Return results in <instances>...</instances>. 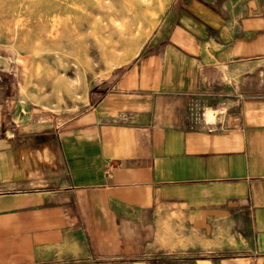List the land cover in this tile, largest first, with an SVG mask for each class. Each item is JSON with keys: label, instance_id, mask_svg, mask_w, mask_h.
Wrapping results in <instances>:
<instances>
[{"label": "crops", "instance_id": "crops-1", "mask_svg": "<svg viewBox=\"0 0 264 264\" xmlns=\"http://www.w3.org/2000/svg\"><path fill=\"white\" fill-rule=\"evenodd\" d=\"M19 87L0 75V264H264V0H170L70 115Z\"/></svg>", "mask_w": 264, "mask_h": 264}, {"label": "rangeland", "instance_id": "rangeland-1", "mask_svg": "<svg viewBox=\"0 0 264 264\" xmlns=\"http://www.w3.org/2000/svg\"><path fill=\"white\" fill-rule=\"evenodd\" d=\"M46 1L0 0V75L15 74L20 86L15 95L29 108L67 116L82 105L89 87L105 84L115 70L135 58L124 61L136 44L149 38L170 0H123V5L105 1L113 9L111 15L125 23L109 35L102 32L101 14L82 11L72 15L60 0L49 1L50 8H46ZM57 14L62 17L52 20L55 26L59 23V31L55 27L49 34L48 21ZM106 37L111 40L104 45L101 41ZM162 256L161 264H170L167 255ZM143 264H153L151 254H145Z\"/></svg>", "mask_w": 264, "mask_h": 264}, {"label": "bare ground", "instance_id": "bare-ground-1", "mask_svg": "<svg viewBox=\"0 0 264 264\" xmlns=\"http://www.w3.org/2000/svg\"><path fill=\"white\" fill-rule=\"evenodd\" d=\"M51 2V0H47L46 1V8H50V6L52 7V3H50ZM105 1H108V2H110L111 0H60V2H59V4H63L64 5V8H66L67 9V12L69 13V12H71V13H73L72 15H75V13L76 12H86V13H89V12H93L94 14H101L102 16H103V18H101V20H102V22H103V29H102V32L105 34H107V35H109L108 33L109 32H111V31H115L116 30V28H117V25H118V27H120V29L121 28H123L124 27V21L123 20H121V19H115L114 17H113V15H111V10H113V9H111L110 7H107V6H110V5H107L106 3H105ZM115 1H117V2H119L121 5H123V3L125 2V1H123V0H115ZM57 4V3H56ZM45 5V4H44ZM58 5V4H57ZM62 5V6H63ZM114 6H115V4H114ZM45 7V6H44ZM56 8H58L57 6H55ZM63 8V7H62ZM61 8V11L63 10ZM115 8V7H114ZM111 9V10H110ZM48 10V9H47ZM53 11V10H52ZM57 11V10H56ZM51 12V11H50ZM114 12H116V10H114ZM63 13V12H62ZM55 14V13H54ZM60 14V13H59ZM59 14H57V15H52L51 16V20H49L48 22V32H49V34H51V33H53V28H55L56 27V31H57V33H58V31H59V27H60V25H59V23L58 22H56L55 24H58V26H55L54 25V22L55 21H53L52 20V18H54V19H60L62 16V14L61 15H59ZM48 15V14H47ZM123 15V14H122ZM49 16V15H48ZM47 16V17H48ZM70 16V15H69ZM114 16H116V14H114ZM119 16V15H118ZM73 17H75V16H73ZM120 17V16H119ZM123 19V18H122ZM124 19H125V17H124ZM47 22V21H46ZM90 23H92V25H93V23L94 22H90ZM89 24V23H88ZM61 29V28H60ZM95 29V28H94ZM99 29V28H98ZM90 30V29H89ZM111 30V31H110ZM100 31H101V29H100ZM97 32V31H96ZM95 32V33H96ZM60 33H62L61 31H60ZM85 37V36H84ZM95 37V36H94ZM85 39V38H84ZM92 39V38H91ZM86 40V39H85ZM94 40V39H93ZM97 40V39H96ZM108 40H111L110 38H103L102 39V41L101 42H103V44L105 45V43L106 42H108ZM97 42H99V41H97ZM110 42H112V41H110ZM142 42L143 41H140L138 44H136L135 45V47H134V50L132 51V53H131V55L129 56V58H127V59H125L124 61L125 62H127L130 58H132V57H134L135 55H136V53L138 52V50H139V48H140V46H141V44H142ZM113 43V42H112ZM93 44H94V42H93ZM98 44V43H97ZM95 45V44H94ZM107 45V44H106ZM110 45V44H109ZM109 49H111V48H109Z\"/></svg>", "mask_w": 264, "mask_h": 264}, {"label": "built area", "instance_id": "built-area-1", "mask_svg": "<svg viewBox=\"0 0 264 264\" xmlns=\"http://www.w3.org/2000/svg\"><path fill=\"white\" fill-rule=\"evenodd\" d=\"M225 113L224 107L214 108H189L190 116L201 125L207 132H212L216 127V118Z\"/></svg>", "mask_w": 264, "mask_h": 264}]
</instances>
